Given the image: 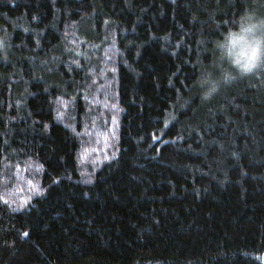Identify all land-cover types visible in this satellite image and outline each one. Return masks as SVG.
Instances as JSON below:
<instances>
[{
    "label": "trees",
    "instance_id": "trees-1",
    "mask_svg": "<svg viewBox=\"0 0 264 264\" xmlns=\"http://www.w3.org/2000/svg\"><path fill=\"white\" fill-rule=\"evenodd\" d=\"M264 0H0V264H264V68L210 99Z\"/></svg>",
    "mask_w": 264,
    "mask_h": 264
},
{
    "label": "clouds",
    "instance_id": "clouds-1",
    "mask_svg": "<svg viewBox=\"0 0 264 264\" xmlns=\"http://www.w3.org/2000/svg\"><path fill=\"white\" fill-rule=\"evenodd\" d=\"M218 67L215 74H205L200 83L205 100L216 94L221 85H229L264 68V15L245 10L215 41Z\"/></svg>",
    "mask_w": 264,
    "mask_h": 264
}]
</instances>
